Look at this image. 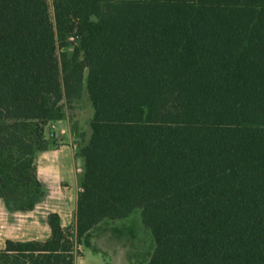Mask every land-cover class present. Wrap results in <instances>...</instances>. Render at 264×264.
<instances>
[{
	"label": "trees",
	"instance_id": "16d2710c",
	"mask_svg": "<svg viewBox=\"0 0 264 264\" xmlns=\"http://www.w3.org/2000/svg\"><path fill=\"white\" fill-rule=\"evenodd\" d=\"M52 7L0 0V198L35 209L45 126L87 92L75 233L51 212L50 236L6 240L0 264H76L75 239L136 209L150 264H264V0Z\"/></svg>",
	"mask_w": 264,
	"mask_h": 264
},
{
	"label": "rangeland",
	"instance_id": "374dc122",
	"mask_svg": "<svg viewBox=\"0 0 264 264\" xmlns=\"http://www.w3.org/2000/svg\"><path fill=\"white\" fill-rule=\"evenodd\" d=\"M51 13L53 15L52 0ZM69 50L76 44L69 38ZM62 117L45 126L49 141L46 151L37 153V165L47 162L50 177L41 180L46 194L32 211L8 209L0 198V251L12 240H46L50 236L49 213L61 215L63 226L75 233L78 194L85 172L80 149L90 139L94 109L85 92L83 99L60 105ZM44 172V173H45ZM76 242V264H150L155 249L152 232L145 227L140 209L123 219H106Z\"/></svg>",
	"mask_w": 264,
	"mask_h": 264
},
{
	"label": "crops",
	"instance_id": "0c3cea01",
	"mask_svg": "<svg viewBox=\"0 0 264 264\" xmlns=\"http://www.w3.org/2000/svg\"><path fill=\"white\" fill-rule=\"evenodd\" d=\"M46 164L47 162H44L43 160L41 161V165L38 167V175L40 180H46L50 177V172H45L44 168L45 166L43 164ZM45 172V173H44Z\"/></svg>",
	"mask_w": 264,
	"mask_h": 264
}]
</instances>
